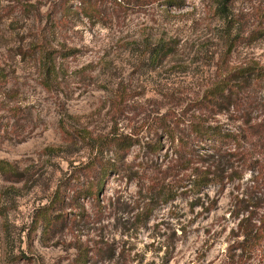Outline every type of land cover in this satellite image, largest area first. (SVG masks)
I'll list each match as a JSON object with an SVG mask.
<instances>
[{
  "label": "rangeland",
  "instance_id": "obj_1",
  "mask_svg": "<svg viewBox=\"0 0 264 264\" xmlns=\"http://www.w3.org/2000/svg\"><path fill=\"white\" fill-rule=\"evenodd\" d=\"M173 1L0 0V161L16 173L0 172V264H79L99 246L103 264H238L228 253L250 175L202 190L207 212L179 192L155 200L164 167L151 163L198 116L232 131L264 119V80L236 78L264 71V0ZM161 44L173 52L152 63ZM223 81L230 110H199ZM107 139L130 147L122 174L101 178Z\"/></svg>",
  "mask_w": 264,
  "mask_h": 264
},
{
  "label": "trees",
  "instance_id": "obj_2",
  "mask_svg": "<svg viewBox=\"0 0 264 264\" xmlns=\"http://www.w3.org/2000/svg\"><path fill=\"white\" fill-rule=\"evenodd\" d=\"M165 2L174 3L171 0ZM220 7L224 9L225 3ZM172 52V48L161 44L150 50V59L152 63H160ZM45 72L50 75L55 72V67L49 65ZM236 78L250 87L253 83L264 80V71L257 66L247 67L236 74ZM228 83L224 81L218 83L206 92L198 103L199 110L212 116L222 114L223 111L228 112L233 97L232 93H229ZM253 122L246 119L241 129L232 131L198 116L190 124L187 134L176 135L172 130H168L171 144L169 159L164 163L158 164L154 163L155 161L151 163L157 171L164 167L162 174H158L163 177L162 182H158V178L153 180L160 190L155 193V200L167 203L176 199L178 194H183L194 200V207L204 208L207 212L211 210L212 202L204 207L205 201L200 196L202 190L207 187L222 188L225 187L226 180L242 179L245 173L250 175L248 182L251 184L248 190L251 193L243 195L244 199H237L236 202V207L240 209L233 217L235 226L232 231L236 244L228 253L230 260L232 262L235 260L238 264L249 262L264 264V119ZM122 142L125 141L107 139L98 144L100 147L111 145L115 147L113 160L106 161L100 169L101 178L107 177L110 173L117 176L122 174L124 168L116 165L119 161L122 162L121 151L130 147V144L124 143L123 146H118ZM156 147L157 145H154L152 148V156L158 152ZM91 165L93 163H90ZM0 172L16 174L12 166L4 161H0ZM98 184L100 186L101 183ZM105 253L101 246L85 251L79 257V264L98 261L103 264L106 259ZM112 258L113 256L109 260Z\"/></svg>",
  "mask_w": 264,
  "mask_h": 264
}]
</instances>
